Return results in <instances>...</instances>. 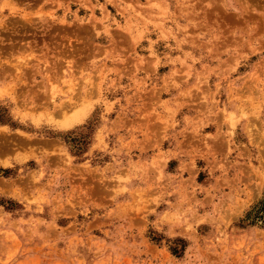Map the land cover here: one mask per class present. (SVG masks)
Segmentation results:
<instances>
[{
	"label": "rangeland",
	"instance_id": "rangeland-1",
	"mask_svg": "<svg viewBox=\"0 0 264 264\" xmlns=\"http://www.w3.org/2000/svg\"><path fill=\"white\" fill-rule=\"evenodd\" d=\"M263 199L264 0H0V264H264Z\"/></svg>",
	"mask_w": 264,
	"mask_h": 264
},
{
	"label": "trees",
	"instance_id": "trees-1",
	"mask_svg": "<svg viewBox=\"0 0 264 264\" xmlns=\"http://www.w3.org/2000/svg\"><path fill=\"white\" fill-rule=\"evenodd\" d=\"M247 220L252 226L260 225L261 228H264V199L252 207V210L247 214Z\"/></svg>",
	"mask_w": 264,
	"mask_h": 264
},
{
	"label": "bare ground",
	"instance_id": "bare-ground-1",
	"mask_svg": "<svg viewBox=\"0 0 264 264\" xmlns=\"http://www.w3.org/2000/svg\"><path fill=\"white\" fill-rule=\"evenodd\" d=\"M65 104V103H64ZM66 105H68V104H66ZM65 107V106H64ZM67 107V106H66ZM64 110V109H63Z\"/></svg>",
	"mask_w": 264,
	"mask_h": 264
}]
</instances>
